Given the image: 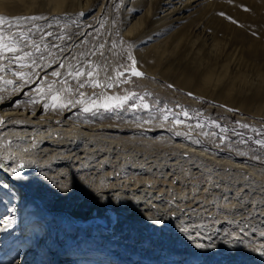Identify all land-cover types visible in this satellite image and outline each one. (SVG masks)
Listing matches in <instances>:
<instances>
[{
    "label": "rangeland",
    "instance_id": "1",
    "mask_svg": "<svg viewBox=\"0 0 264 264\" xmlns=\"http://www.w3.org/2000/svg\"><path fill=\"white\" fill-rule=\"evenodd\" d=\"M251 1L253 0H197L195 8L181 14L182 23L171 25L169 22L172 18L156 22L150 12L147 16L143 15L132 29L134 32L148 30L150 27L155 31L159 30L158 34L148 42L147 40L135 42L132 37H128L125 33L123 35L134 20L132 16L128 20L125 19L126 11H130V5L124 4L126 0H107L103 10L90 11L88 6V9H80L68 18L60 17V15H46L43 18L45 15L40 14L35 15L37 17L43 15L40 19H20L34 15L0 13V16L5 17L4 24L0 25L3 28V34L14 36L18 46L16 53H5V58L0 59V98L30 81L43 66L55 62L54 70L56 71L53 73H59V75L47 74L37 86L41 97L39 103L44 106L48 116H51L43 121L46 122L43 130L70 124L72 127L86 125L94 132V127L103 124L112 125L120 129L103 132L121 133L130 138L126 141L129 144L127 143L128 145L126 144L124 148L119 145L117 147L122 155L134 149L133 153L138 152L141 156L147 157L148 161L159 159L166 163H176L178 159L177 163L180 165L173 167L174 169L171 170L173 172L165 178L160 174L155 176L151 170L146 173L143 165L135 169L123 168L118 176L129 186L147 183L161 188L162 192L158 196L173 207L179 205L187 212L196 213L198 216L204 213L201 219L198 216L196 218L191 216L184 222L183 229L180 231L183 235L187 233L192 238H202L204 236L202 228L217 227L223 220L232 216L236 217L237 221H243L246 228L253 226L257 229L264 224L259 210L263 207L255 205V207L239 208L237 209L239 214L223 206L224 204L218 205V203L206 201L208 193L204 186L209 183V178L206 174L201 172L199 174L198 169L194 168V163H197L218 172H236L228 161L241 162L248 167L241 169L242 171L238 170L244 178L249 180L253 176L252 172H256V182L263 181L264 185V144L257 143V141H264V118L260 114H255L259 104L257 102L259 100L261 102L264 94V83L260 84L256 79L257 72L264 70V64L261 65L262 61L256 59L257 70L250 64L247 41H244L243 37V31L247 29L245 13L252 7ZM82 2L85 5L83 0L81 4ZM137 4L136 10L132 12L134 17L142 16L145 8L144 0H140ZM230 13L238 14L233 18ZM215 15L225 22H216L212 18ZM180 26L189 27L190 30L186 32H191L189 39H195L193 48L191 44L183 43V41L177 46L174 45L172 40ZM80 27L82 30L79 29ZM80 32H82L80 41L83 42L79 41L77 45L69 48L71 37L77 33L81 34ZM20 33H23V36ZM195 34L197 36H194ZM162 50L163 53L160 54ZM15 56L21 59H14ZM130 56L132 59H129ZM133 60L135 69L143 73V76L132 75ZM77 71L98 73V76L94 75L93 79L99 80L104 85L111 83L113 87H93L85 83L81 88L79 85L89 78L85 75L77 79L69 75ZM208 71L210 81L203 84L201 81ZM21 72L26 74L23 78L17 75ZM119 73L123 75H118ZM249 81L253 84L251 88ZM69 87L70 91L67 90ZM226 90L230 91L228 93L230 95H226ZM253 90H255V96L250 94ZM57 94L66 105L65 107L73 109L67 116L59 119L58 114L65 107L52 106L51 97ZM129 94H134L133 98L122 107L109 111L103 108L84 111L85 107H91V100L99 99L104 95ZM145 104L147 107H144ZM15 123L8 125L18 128V124ZM25 140L24 137L12 136L0 138V163L7 161L3 152L9 153L13 149L21 148ZM188 148L201 150L211 157L221 159L222 163L188 153L185 151ZM191 161L194 163L192 164ZM93 164L94 162L90 166ZM90 166H75L72 176L64 175L56 178L49 183V188L64 204L76 206L82 195L80 192L84 191L82 189L89 188L94 182L100 180V186L104 188L114 185L111 168L92 180L93 176L89 175L95 170H90ZM109 174L112 177L108 176ZM236 194V192H228L223 195L230 203L237 201L240 197V194ZM249 196L244 198L248 204L255 201L253 193ZM195 197L198 198L195 199ZM13 200L12 198L10 202L13 203ZM178 224L180 221L177 218L171 219L170 227L166 232L174 231ZM244 225H231L226 228L224 235L230 238L238 235L239 240L244 236L242 232ZM199 227L200 231H198ZM31 232L33 235L36 233L35 229ZM255 232L246 235L243 240L247 242V246L245 245V248L240 246L239 252L264 251V236ZM34 240L36 236L32 241ZM11 243V241L6 242L0 249L1 252L11 253L10 256L0 254V264H18L24 259L23 256L26 254L24 251L29 249V244H20L8 251ZM99 245L97 241L93 242L85 246V251L96 253L109 251L105 246ZM222 247L219 245L215 252H237L233 247ZM246 249L248 250L244 251ZM92 258L93 256L75 258L66 260L64 264H113L109 261H101L98 256L95 259ZM251 259H257L255 253ZM27 261L29 264L53 263L50 257L40 263L32 257L31 260L25 259L22 264ZM116 262L122 264L121 261ZM193 262L209 264L201 260L191 262L186 260L181 264H193Z\"/></svg>",
    "mask_w": 264,
    "mask_h": 264
},
{
    "label": "bare ground",
    "instance_id": "2",
    "mask_svg": "<svg viewBox=\"0 0 264 264\" xmlns=\"http://www.w3.org/2000/svg\"><path fill=\"white\" fill-rule=\"evenodd\" d=\"M83 1L85 5L83 2L81 4V0H0V13L29 16L43 14L45 15L43 18L46 15H60V17L68 18L88 6L90 11L93 9L97 12L103 10L107 0ZM139 1L126 0L124 2L125 5H130V11H126L125 19L128 20L132 16L134 20H131V24L123 32V35L125 33L128 37H132L135 42H146V40L148 42L159 32V30L155 31L151 27L148 30L143 29L141 32L132 31L136 22L141 20L143 15L147 16L151 12V17L156 22L172 18L169 22L171 25L183 21L180 20L181 14L197 6V0H144L145 8L142 16L134 17L132 12L136 10L135 6L138 5L137 2ZM251 4L252 7L245 13L247 29L243 31V37L244 41H247L250 64L256 68V59L262 61L261 65L264 64V0H253ZM230 14L233 17L238 13ZM212 18L219 23L225 22L217 15ZM166 24L168 25V23ZM79 29L82 30L81 27ZM186 30H190L189 27L183 26L174 34L172 41L175 46L183 41V43L191 44L192 48L194 47L195 39H189L191 32H186ZM80 33L71 37L70 44L67 40L68 43L66 44L69 48L79 43L82 37V32ZM162 53L163 50L160 54ZM54 67L55 62L43 66L30 81L0 98V138L11 136L26 138L25 144L21 148L13 149L9 153L3 152L7 161L0 163V249L5 246L6 242L10 241L12 243L9 244L11 247L8 251L20 244H29V249L24 251L26 253L23 256L24 259L18 264H22L25 259L31 260L32 257L36 258L37 263L44 259L48 260L50 257L53 259L52 264H64L66 260L90 256H93L92 259L98 256L101 261L105 260L113 264H118L116 261H121L122 264H181L186 260L190 262L201 260L209 264L264 263L263 250L239 252L240 246L243 248L245 245L247 246V242L245 243L243 240L246 235L256 231L257 234L264 236V224L257 229L253 226L246 228L247 226L244 225L243 221H237L238 219L232 216L223 220L217 227L202 228V234H204L202 238H192L187 233L181 234L180 231L188 218L198 216L196 213H189L179 205L173 207L167 204L166 200L159 197L162 189L153 184L152 186L145 183L139 186L140 183H138L136 186H129L121 181L118 176L123 168L135 169L136 167L141 168L143 165L146 173L151 170L155 176L160 174L165 178L167 175L169 176L170 172H173L171 171L174 169L173 167L180 165L177 163L178 159L176 163L171 161V163H166L159 159L148 161L147 157L141 156L138 152L133 153L134 149L122 155L117 147L119 145L124 148L128 143L126 141L130 138L121 135V133L103 132L104 130L116 131L120 129V127L112 125L103 124L94 127V132L86 125L72 127L70 124L43 130L42 128L45 127L43 125L46 124L43 121L51 116H48L44 106L39 103L41 97L38 94L37 86L41 84L43 77L56 71ZM257 75L258 82L264 83V70H258ZM244 78H242L243 83ZM209 81L208 71L201 82L206 84ZM250 83L252 81H249L251 88L253 84ZM225 93L230 95L228 94L230 91L226 90ZM250 94L255 96V90ZM257 103L259 104L255 114H260L264 118V94L261 97V102L259 100ZM72 110L68 107L62 108L58 114L60 116L58 119L67 116ZM12 122H16L18 128H12L8 125ZM130 146L133 147L131 144ZM185 151L204 159H212L214 162L222 163L221 159L211 157L198 149L188 148ZM92 162L94 164L90 166ZM228 163L236 169V172H218L206 165L194 163V168L198 169V173L206 174L209 178V183L204 186L208 193L206 201L215 202L218 205L224 204L223 206H227L236 212L239 211H237L239 208L258 205L263 207V209H259L263 220V181L262 183L256 182V172H252L251 179L244 178L243 174L238 171L248 168L243 163L235 161H228ZM21 165L23 167H20ZM77 165L81 167L90 166V170H95L93 171L95 174L91 172L89 175L93 176L92 180L94 177L102 175L103 171L105 173V170L111 168L115 180L114 185H107L108 187L104 188L100 186L101 182L98 180L89 188L82 189L84 191L80 192L82 195L77 204L75 203L76 206L64 204L49 188V183L64 175L72 176ZM14 168L18 170L15 174L12 172ZM109 172L111 171L109 170ZM228 192H236L240 194L242 199L239 197V200L229 203L223 195ZM251 193H253L255 201L248 204L244 198ZM12 198L14 199L13 203L10 202ZM203 215L204 213H201L198 217L201 219ZM174 218H177L180 224L174 231L168 233L166 230L170 227L171 219ZM239 220L241 219L239 218ZM235 224L244 225L242 227L244 236L240 237L239 240L238 235L234 238L224 235L226 228ZM32 229H35V235L32 234ZM198 231H200V227ZM34 236H36V240L32 241ZM7 237L9 238L7 239ZM2 241L6 242L3 244ZM96 241L100 244L99 246H105L109 251L105 252L106 254L86 252L85 246ZM219 245L226 248L233 247L237 252H215ZM253 253L257 259H251ZM0 254L3 256L9 254L8 256H10L11 253L0 251ZM122 256L124 257L122 258ZM25 264H29V261Z\"/></svg>",
    "mask_w": 264,
    "mask_h": 264
},
{
    "label": "snow or ice",
    "instance_id": "3",
    "mask_svg": "<svg viewBox=\"0 0 264 264\" xmlns=\"http://www.w3.org/2000/svg\"><path fill=\"white\" fill-rule=\"evenodd\" d=\"M42 17H27V18H20V19H40ZM5 22V17L0 16V25H3ZM21 36H23V33H20ZM18 51V46H17V42L15 40L14 36H5L3 34V28L0 27V59L5 58V53H16ZM14 59L16 60H20L21 57L19 56H15ZM129 59H132L131 56L129 57ZM135 65V61L133 60V68L131 69L132 71V75L134 76H143L144 74L139 72L138 70L135 69L134 67ZM18 76L20 77H24L26 74L25 73H17ZM53 75H59V73H53ZM69 75H73L74 78H79L81 76H87L89 79L86 80L85 82L81 83L79 85V87H84L85 83L90 84L93 87H108L111 88L113 87V85L111 83H108L107 85L102 84L99 80L97 79H93L94 75L98 76V73H95L93 71H89L87 73H85L84 71H77L75 73H69ZM118 75H123V73H119ZM9 83H12L11 81H9ZM65 84L67 83L66 81L64 82ZM68 91H70V87L67 89ZM81 95L83 96V93H81ZM134 96V94H129V95H125V96H110V95H104L102 97H100L99 99H94L90 101L91 107H85L84 111H91L93 108H103L106 111L112 110L114 108H118V107H122L125 103H127L128 100L132 99ZM52 101H53V107H65L66 105L62 102L60 96L57 95H53L51 97ZM142 99V98H141ZM81 103L83 101H80ZM69 103H71V101H69ZM144 107H147V104L144 105ZM184 115L186 116L187 113L185 112ZM247 125H245L246 127ZM258 144H264V141H257ZM20 167H23V165H21ZM17 169H12V172L15 174L17 173ZM198 246H202V245H198Z\"/></svg>",
    "mask_w": 264,
    "mask_h": 264
}]
</instances>
